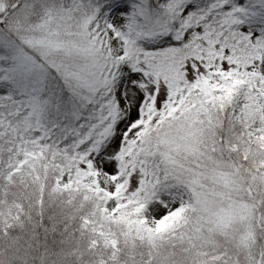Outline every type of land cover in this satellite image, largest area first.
I'll use <instances>...</instances> for the list:
<instances>
[{
  "label": "snow or ice",
  "instance_id": "snow-or-ice-1",
  "mask_svg": "<svg viewBox=\"0 0 264 264\" xmlns=\"http://www.w3.org/2000/svg\"><path fill=\"white\" fill-rule=\"evenodd\" d=\"M0 264H264V0H0Z\"/></svg>",
  "mask_w": 264,
  "mask_h": 264
}]
</instances>
